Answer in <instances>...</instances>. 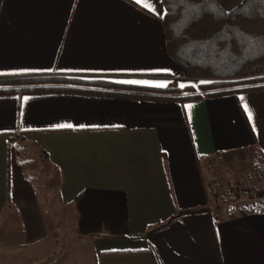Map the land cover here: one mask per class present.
<instances>
[{
  "label": "crops",
  "instance_id": "obj_1",
  "mask_svg": "<svg viewBox=\"0 0 264 264\" xmlns=\"http://www.w3.org/2000/svg\"><path fill=\"white\" fill-rule=\"evenodd\" d=\"M144 3L0 0V77L126 85L0 94V239L47 235L18 141L67 207L73 238L53 264H264V211L217 215L202 171L230 151L264 157V88L185 97L199 90L182 91L194 84L167 55L162 1ZM260 75L264 62L243 78Z\"/></svg>",
  "mask_w": 264,
  "mask_h": 264
},
{
  "label": "trees",
  "instance_id": "obj_2",
  "mask_svg": "<svg viewBox=\"0 0 264 264\" xmlns=\"http://www.w3.org/2000/svg\"><path fill=\"white\" fill-rule=\"evenodd\" d=\"M161 1L164 8L161 24L168 57L188 76L207 80L184 86L182 91L199 90L185 97L196 98L202 93L236 94L264 88V75L243 78L248 68L264 62V0ZM89 86L126 87L107 79L57 73L0 77V94L80 91ZM176 89L170 86L148 90L168 98V93ZM258 161L264 164L261 154H258ZM226 207L228 214L237 209L234 205ZM238 210L243 213L264 211V200L242 202Z\"/></svg>",
  "mask_w": 264,
  "mask_h": 264
},
{
  "label": "rangeland",
  "instance_id": "obj_3",
  "mask_svg": "<svg viewBox=\"0 0 264 264\" xmlns=\"http://www.w3.org/2000/svg\"><path fill=\"white\" fill-rule=\"evenodd\" d=\"M250 73H256V70H251ZM187 78L186 82L194 85L207 81L192 79L190 76ZM13 145L17 149L19 160L25 165L27 177L32 179L35 186L47 235L34 245L23 240V248L22 243L15 241L21 238H1L0 264H53L59 260L66 244L73 238L71 224L63 222V212L67 207L59 206L57 201L55 170L47 166L44 160L32 157L30 150L26 151L28 158L25 157L23 151H18V141ZM202 171L209 191L210 207L217 215L226 211V206L234 205L238 212V206L242 202L264 200V164L258 161V153L251 149L207 157Z\"/></svg>",
  "mask_w": 264,
  "mask_h": 264
},
{
  "label": "snow or ice",
  "instance_id": "obj_4",
  "mask_svg": "<svg viewBox=\"0 0 264 264\" xmlns=\"http://www.w3.org/2000/svg\"><path fill=\"white\" fill-rule=\"evenodd\" d=\"M137 2L138 3H144V0H137ZM144 6L145 7H149V8H151L152 7V5L150 4V3H144ZM181 87H183V85H181ZM243 99V98H242ZM245 110L246 111H249L248 110V105L247 104H245ZM251 116H252V114H251V112L249 111V118L251 119ZM68 127H71V125H68Z\"/></svg>",
  "mask_w": 264,
  "mask_h": 264
}]
</instances>
